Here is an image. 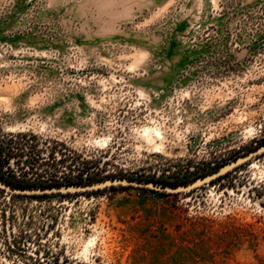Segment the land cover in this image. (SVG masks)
<instances>
[{"label": "rangeland", "instance_id": "rangeland-1", "mask_svg": "<svg viewBox=\"0 0 264 264\" xmlns=\"http://www.w3.org/2000/svg\"><path fill=\"white\" fill-rule=\"evenodd\" d=\"M262 144L264 0H0L5 181L174 185ZM0 264H264V152L176 193L0 187Z\"/></svg>", "mask_w": 264, "mask_h": 264}, {"label": "water", "instance_id": "water-1", "mask_svg": "<svg viewBox=\"0 0 264 264\" xmlns=\"http://www.w3.org/2000/svg\"><path fill=\"white\" fill-rule=\"evenodd\" d=\"M264 152V144L250 150L246 154L239 156L238 158L231 160L219 168L211 171L203 176H200L190 182L176 185L158 184L153 181L135 179V178H110L102 181L92 183H80V184H66L59 186H45V187H19L12 185L0 178V187L16 194H47V193H65L74 192L80 190H92L100 189L113 185H134L141 188H148L159 190L161 192L176 193L180 191H186L193 189L205 182L214 180L221 174L237 166L239 163L251 158L252 156Z\"/></svg>", "mask_w": 264, "mask_h": 264}, {"label": "trees", "instance_id": "trees-1", "mask_svg": "<svg viewBox=\"0 0 264 264\" xmlns=\"http://www.w3.org/2000/svg\"><path fill=\"white\" fill-rule=\"evenodd\" d=\"M214 171V170H213ZM211 172V171H210ZM209 173V172H208ZM207 174V173H206ZM205 175V174H204ZM203 176V175H202ZM0 178L2 179V177L0 176ZM4 180V179H3ZM5 181V180H4ZM148 181H153V180H148ZM192 181V180H191ZM211 181H213V180H211ZM6 182H8V183H10V184H14L13 182H11V181H6ZM97 182V181H96ZM153 182H155V183H158V184H164V183H159V182H157V181H153ZM188 182H190V181H188ZM71 183H73V184H80V183H92V182H86V180H82V178L81 177H79L78 179H77V181H68V184H71ZM184 183H187V182H184ZM180 184H183V183H180ZM174 185H176V184H174ZM16 186V185H15ZM19 187H21V186H19ZM43 187H45V186H43ZM145 189H148V188H145ZM149 190H151V189H149ZM161 193H165V192H161Z\"/></svg>", "mask_w": 264, "mask_h": 264}]
</instances>
